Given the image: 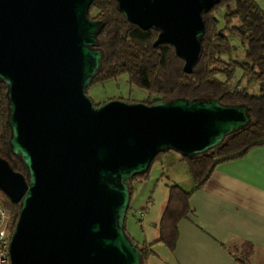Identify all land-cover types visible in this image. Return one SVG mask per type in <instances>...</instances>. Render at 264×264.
I'll list each match as a JSON object with an SVG mask.
<instances>
[{"label": "water", "instance_id": "water-1", "mask_svg": "<svg viewBox=\"0 0 264 264\" xmlns=\"http://www.w3.org/2000/svg\"><path fill=\"white\" fill-rule=\"evenodd\" d=\"M96 0H0V82L6 86L8 139L26 174L0 158V192L19 215L11 264H141L126 235L127 181L167 151L208 152L246 127L245 104L174 99L110 100L86 90L104 54ZM141 30L158 32L190 75L198 63L204 13L221 0H114Z\"/></svg>", "mask_w": 264, "mask_h": 264}, {"label": "trees", "instance_id": "trees-1", "mask_svg": "<svg viewBox=\"0 0 264 264\" xmlns=\"http://www.w3.org/2000/svg\"><path fill=\"white\" fill-rule=\"evenodd\" d=\"M88 18L104 25L97 37L98 48L104 57L93 82L127 74L131 84L155 96L146 104L178 98H215L221 104H245L248 109L249 124L226 136L220 145L196 156H180V160L188 164L195 186L189 192L177 186L169 187L161 217L155 224L156 241L139 244L126 233L142 254L141 264H146L154 255V243H162L170 251L174 250L178 223L190 212L189 198L207 181L214 168L223 162L243 158L251 149L264 145V13L254 0H221L204 13L202 52L190 75L183 72L184 63L171 45L153 47L157 31H144L129 24L118 12L114 0L94 1L89 7ZM233 41L242 49L240 58L234 57L237 47ZM9 137L6 86L0 82V158L6 160L15 172L25 175L26 170L19 158L11 152ZM161 155L153 159L146 172L127 181L130 191L128 210L136 187L148 180L151 166L161 161ZM0 200L5 202L9 211L11 235L19 205L11 204L2 192ZM252 251L251 244L247 243L230 249L239 264H251Z\"/></svg>", "mask_w": 264, "mask_h": 264}, {"label": "crops", "instance_id": "crops-1", "mask_svg": "<svg viewBox=\"0 0 264 264\" xmlns=\"http://www.w3.org/2000/svg\"><path fill=\"white\" fill-rule=\"evenodd\" d=\"M254 1L264 13V0ZM151 181L148 178L138 188L134 200L149 190ZM189 208L178 223L174 250L158 244L146 264H239L230 249L246 243L253 250L251 264H264V145L243 158L217 165L191 194ZM150 211L145 217L155 228L161 211L151 218ZM129 236L139 244L157 239L155 232L151 237Z\"/></svg>", "mask_w": 264, "mask_h": 264}, {"label": "rangeland", "instance_id": "rangeland-1", "mask_svg": "<svg viewBox=\"0 0 264 264\" xmlns=\"http://www.w3.org/2000/svg\"><path fill=\"white\" fill-rule=\"evenodd\" d=\"M222 15V12L218 14ZM233 43L237 47L235 58L241 57V47L236 41ZM87 96L94 105L99 106L110 100H121L127 103H149L155 96L150 95L147 91L140 89L128 80L127 74L118 75L116 78L93 82L86 90ZM149 178L152 180L149 190L140 194L136 200L138 188L130 202V208L125 218L126 233L138 238L151 237L152 232L156 235L157 229L147 223L149 218L145 217L146 212L150 209L149 217H153L156 213H162L167 197L169 195V187L177 186L185 192L191 191L195 186V180L190 172L189 166L185 161L180 160V155L174 151L162 153L161 161L155 162L150 169ZM137 193V194H136ZM166 195V197H165ZM164 204L161 206V203ZM3 206L7 209L5 202L1 200ZM8 210V209H7ZM143 214V216H142ZM158 220L161 214H157ZM161 243H154L152 249Z\"/></svg>", "mask_w": 264, "mask_h": 264}, {"label": "built area", "instance_id": "built-area-1", "mask_svg": "<svg viewBox=\"0 0 264 264\" xmlns=\"http://www.w3.org/2000/svg\"><path fill=\"white\" fill-rule=\"evenodd\" d=\"M9 211L0 200V264H11L9 258V244L11 235L8 228Z\"/></svg>", "mask_w": 264, "mask_h": 264}]
</instances>
